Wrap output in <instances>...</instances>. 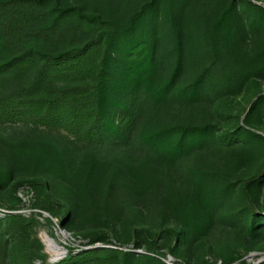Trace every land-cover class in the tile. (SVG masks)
<instances>
[{
    "label": "rangeland",
    "instance_id": "1",
    "mask_svg": "<svg viewBox=\"0 0 264 264\" xmlns=\"http://www.w3.org/2000/svg\"><path fill=\"white\" fill-rule=\"evenodd\" d=\"M58 1L86 15L124 22L149 0ZM249 1L264 7V0H189L178 13L183 62L175 87L143 112L123 142L84 143L64 130L0 122V257L3 241L9 240L5 220L21 215L31 220L29 235L39 247L30 256L32 264L264 260V224L261 232H251L252 216L263 219L264 209L254 206L245 191L248 181L260 178L264 207V77L241 80L238 74L241 62L264 48V22L253 20ZM229 2L238 25L243 23L232 45L236 51H214L207 36ZM158 32L155 81L161 83L176 56L165 0L158 3ZM32 44L59 49L49 41ZM202 72L201 94L187 98L182 90ZM187 126H205L208 135L180 152L143 143L151 131L170 127L176 139ZM47 198L54 213L38 206ZM66 211L71 221L62 226ZM45 235L57 242L58 257L46 246ZM4 264H20L11 242Z\"/></svg>",
    "mask_w": 264,
    "mask_h": 264
},
{
    "label": "trees",
    "instance_id": "2",
    "mask_svg": "<svg viewBox=\"0 0 264 264\" xmlns=\"http://www.w3.org/2000/svg\"><path fill=\"white\" fill-rule=\"evenodd\" d=\"M165 1L176 56L170 74L160 83L155 81L159 0L144 2L124 22L86 15L79 7L61 5L58 0H0V122L18 120L64 130L84 143L126 140L143 112L170 94L182 68L178 13L181 16L189 0ZM248 6L253 20L264 22V7L250 1ZM242 25H238L234 4L229 2L207 36L211 48L236 51L232 45ZM34 41H49L59 49L44 50L33 45ZM238 74L241 80L264 77V48L251 61L241 62ZM204 83V73H198L182 91L187 98L197 99ZM256 104H251L246 122ZM207 130L205 126H187L173 139L175 134L167 127L149 132L143 143L180 152L187 145L202 143ZM41 186L47 189L45 183ZM262 186L260 178L245 184L250 201L261 210ZM38 206L54 213L48 198ZM70 221L69 212H64L61 225ZM263 224L264 218L252 216L251 232L260 231ZM30 226L31 220L21 215L6 218L9 240L1 246L0 264H4L10 242L20 264H32L30 256L39 247L30 238ZM71 260L58 264H72Z\"/></svg>",
    "mask_w": 264,
    "mask_h": 264
},
{
    "label": "bare ground",
    "instance_id": "3",
    "mask_svg": "<svg viewBox=\"0 0 264 264\" xmlns=\"http://www.w3.org/2000/svg\"><path fill=\"white\" fill-rule=\"evenodd\" d=\"M44 242L46 243V246L48 247V249L50 250V252L55 257H58L61 254L60 248H59L57 242L53 238L45 235L44 236Z\"/></svg>",
    "mask_w": 264,
    "mask_h": 264
},
{
    "label": "built area",
    "instance_id": "4",
    "mask_svg": "<svg viewBox=\"0 0 264 264\" xmlns=\"http://www.w3.org/2000/svg\"><path fill=\"white\" fill-rule=\"evenodd\" d=\"M67 234V233H66Z\"/></svg>",
    "mask_w": 264,
    "mask_h": 264
}]
</instances>
